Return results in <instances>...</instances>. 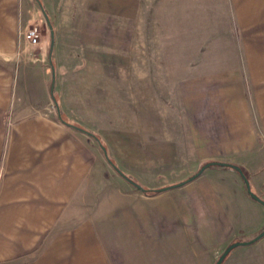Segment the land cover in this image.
<instances>
[{
  "label": "crops",
  "instance_id": "obj_1",
  "mask_svg": "<svg viewBox=\"0 0 264 264\" xmlns=\"http://www.w3.org/2000/svg\"><path fill=\"white\" fill-rule=\"evenodd\" d=\"M104 1L0 0V264H115L108 259L115 249L105 241L117 239V226H129L124 230L128 242L136 231L144 242L148 222L160 225L165 219L187 227V236L172 241L182 242L178 256L188 258L201 255L197 235L206 241L210 232L225 238L232 233L250 241L264 229V206L251 198L232 168H207L181 186L187 187L182 199L171 192L148 206V197L180 187L149 196L109 163L111 130L126 118L124 98L138 90L140 96L147 95L148 73L142 70L147 59L131 52L115 57L114 71L107 74L97 68L96 59L74 50H132L137 43L144 50L149 31L129 24L92 32L79 25L77 18L86 8L94 10L92 16L103 15L99 11ZM126 1L130 14L131 0ZM165 1L171 2L175 22L177 17L186 19L187 39H180L176 27L156 25L157 42L172 49L242 50L264 128V0H154L157 11H163ZM42 7L54 26L52 54L51 37L42 40L40 28L38 46L24 36L42 21ZM62 17L77 23L72 27ZM133 64L141 66L139 73L132 72ZM90 133L107 145V155ZM209 171L219 177L202 178ZM251 176L257 194H264V168ZM134 178L144 188L157 189L140 176ZM238 197L252 210L251 227L243 221L248 216L240 210ZM251 245L241 250L247 255L240 264H264V237ZM171 249L161 256L176 255Z\"/></svg>",
  "mask_w": 264,
  "mask_h": 264
},
{
  "label": "rangeland",
  "instance_id": "obj_2",
  "mask_svg": "<svg viewBox=\"0 0 264 264\" xmlns=\"http://www.w3.org/2000/svg\"><path fill=\"white\" fill-rule=\"evenodd\" d=\"M141 1L131 0V11L128 14L125 11L129 6L126 0H105L99 11L103 15L92 16L94 10L86 8L84 15L77 18L79 25L84 26V29L89 27L92 32L100 26L107 25L108 28L120 30L129 24L131 27L142 25L149 31L148 48L144 50L138 47V43L132 50H74L76 55L83 53L91 56L93 61L96 59L97 68L101 73L107 74L114 71L111 63L115 57H123L131 52L133 57L143 56L147 59L146 65H142V70L146 68L148 73L147 95L140 96L138 90L137 95L124 98L126 118L118 128L111 130L110 158L112 156L130 171L133 175L131 179L134 180L136 175L140 176L147 182V186L157 189L186 181L204 164L214 161L239 165L250 182L251 173L264 168V128L256 108V98L252 96L254 83L244 70L242 50H234L232 53L226 49L165 48L155 38V26H163L165 30L176 27L180 31V39L186 40V33H183L187 26L183 24L186 19L177 17L175 22L170 13L171 2L165 1L163 11H157L154 0ZM41 19V22L33 25H39L42 40L50 41L46 18L43 15ZM63 20L72 27L77 23L72 18L71 23L70 19ZM65 51L66 54L68 50ZM131 67L133 73H139L141 66L133 64ZM103 144L107 149V145ZM214 157H221L223 160H215ZM205 177L214 178L219 175L209 171L202 178ZM250 183L252 190L259 193ZM186 191L187 187H180L163 192L162 196L156 198L148 197V206H154L153 202L163 200L171 192L179 194V199H182ZM258 195L264 199V194L260 192ZM237 204L248 216L243 221L251 227L254 215L248 203L238 197ZM128 227L117 226V239L113 242L105 241L106 247L112 243V248L115 249V255L108 258L112 263L216 264L230 243L247 239L244 235L230 233L225 238L223 234L210 232V237L203 241L200 239L203 237L197 235V250L200 249L197 252L201 255L188 258L178 256V252L184 248L182 242L172 241L182 235L187 236L184 224L168 219L160 225L148 222V230L144 235L147 241L144 242L139 241L138 231L132 235L135 239L133 237L129 242L125 240L128 237ZM135 229H139L138 224ZM250 246L253 245L233 249L223 264H240L247 255L241 250L251 248ZM172 247L176 255L161 256L171 254ZM141 252L147 255L140 256Z\"/></svg>",
  "mask_w": 264,
  "mask_h": 264
},
{
  "label": "water",
  "instance_id": "obj_3",
  "mask_svg": "<svg viewBox=\"0 0 264 264\" xmlns=\"http://www.w3.org/2000/svg\"><path fill=\"white\" fill-rule=\"evenodd\" d=\"M42 10H43V13H44V18H46V21L48 23V26H49V30H50V37H51V54H52V50H53V47H54V42H55V31L53 30L54 29V26L52 24V21L51 19L49 18V15L47 13V11L42 7ZM105 150V149H104ZM106 155H107V151H105ZM216 165H219V166H223V167H226V168H232L233 170H236L243 178V182H245L246 184V188H247V192L248 194L251 196V198H253L254 200H256L257 202L261 203V205L264 206V199L256 194L253 190H252V187H251V183L248 181V177L246 176L245 172L242 170V168L239 166V165H236V164H233V163H228V162H208L206 164H204L200 170H198V172L196 174H194L193 176H191L190 178H188L186 181H182V182H179V183H176V184H171L170 186H165L163 188H160L159 189V192H163V191H166V190H169V189H172V188H176V187H181L183 185H185L186 183H189L193 180H195L197 177H199L203 172L204 170H206L207 168H210L212 166H216ZM122 176L125 177V175L121 174ZM127 180H129L133 185H135L137 188L141 189L142 191H146V188H144L143 186H141V184L139 183H136L134 180H132L131 178H127L125 177ZM262 237H264V229L263 231L261 230V232L255 236L254 238L250 239L249 240H236V241H233L232 243H230V245L224 250V252L221 254V256H219V259L217 260L216 264H223L224 260L227 258V255H229V253L239 247V246H247V245H251L253 244L254 242L258 241L259 239H261Z\"/></svg>",
  "mask_w": 264,
  "mask_h": 264
},
{
  "label": "built area",
  "instance_id": "obj_4",
  "mask_svg": "<svg viewBox=\"0 0 264 264\" xmlns=\"http://www.w3.org/2000/svg\"><path fill=\"white\" fill-rule=\"evenodd\" d=\"M24 36L26 38V40L29 42V44L33 45V46H38L41 42L40 40V31H39V27L38 26H33L28 28L27 30L24 31Z\"/></svg>",
  "mask_w": 264,
  "mask_h": 264
},
{
  "label": "trees",
  "instance_id": "obj_5",
  "mask_svg": "<svg viewBox=\"0 0 264 264\" xmlns=\"http://www.w3.org/2000/svg\"><path fill=\"white\" fill-rule=\"evenodd\" d=\"M92 136H94L95 137V139H97L99 142H100V144H101V146L103 147V149H105V150H103V151H106V146L103 144V142H102V140L99 138V136L98 135H96V134H93V133H90ZM107 158H108V160H109V163H111L112 164V166L120 173V175L121 174H123V175H125V177H127V178H129V176L128 175H126V174H124V172L113 162V160L107 155ZM149 196H150V194L152 195V194H156V193H159V189H149V188H146V191H145Z\"/></svg>",
  "mask_w": 264,
  "mask_h": 264
}]
</instances>
